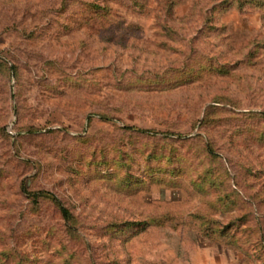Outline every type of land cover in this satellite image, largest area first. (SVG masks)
Segmentation results:
<instances>
[{"label":"rangeland","instance_id":"obj_1","mask_svg":"<svg viewBox=\"0 0 264 264\" xmlns=\"http://www.w3.org/2000/svg\"><path fill=\"white\" fill-rule=\"evenodd\" d=\"M205 251L264 264V0H0V264Z\"/></svg>","mask_w":264,"mask_h":264},{"label":"crops","instance_id":"obj_2","mask_svg":"<svg viewBox=\"0 0 264 264\" xmlns=\"http://www.w3.org/2000/svg\"><path fill=\"white\" fill-rule=\"evenodd\" d=\"M204 259H196L193 261L194 264H228L224 258H210L211 256L207 251L204 252Z\"/></svg>","mask_w":264,"mask_h":264},{"label":"trees","instance_id":"obj_3","mask_svg":"<svg viewBox=\"0 0 264 264\" xmlns=\"http://www.w3.org/2000/svg\"><path fill=\"white\" fill-rule=\"evenodd\" d=\"M33 195V197H34V199H37L38 197H39V194L38 193H33L32 194ZM62 211H63V214L66 216V217H68V215H69V213H68V209L66 208V207H62Z\"/></svg>","mask_w":264,"mask_h":264}]
</instances>
